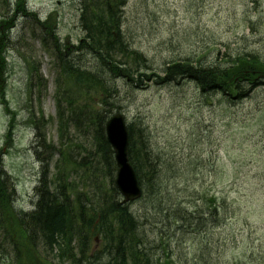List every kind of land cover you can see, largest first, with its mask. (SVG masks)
<instances>
[{
    "label": "rangeland",
    "instance_id": "rangeland-1",
    "mask_svg": "<svg viewBox=\"0 0 264 264\" xmlns=\"http://www.w3.org/2000/svg\"><path fill=\"white\" fill-rule=\"evenodd\" d=\"M126 2L123 29L148 60V73L160 72L166 63L185 59L205 68L229 64L225 62L226 57L237 55H255L264 59V0ZM27 7L41 19L54 15L60 47L67 48L66 52L70 53L62 59L73 62L74 51L83 48L88 37L80 24V0H27ZM14 13L15 1L8 0L5 5L0 0V24L5 19L8 22L1 26L5 29L3 33L0 28V38H3L0 39V47L7 46L9 64L8 79L2 78L0 87L5 92L6 101L18 113L19 123L14 136L15 147L4 156V164L17 185L18 212L15 213L23 214L32 211L36 202L35 188L42 167L34 151L38 140L37 126L33 121L43 117L42 128L47 145L62 148L54 97L56 83L61 90L68 89L69 84L56 79L59 74L49 50L55 45H48L50 41L46 44L42 40L48 36L46 31L33 16L26 15L29 12L18 14L16 19ZM13 23L16 28L11 30L9 42L7 28ZM79 53L81 62H88L91 68L94 58L84 54V51ZM116 55L123 60L118 52ZM132 60L136 59L130 55L129 65ZM138 62L141 64L142 60ZM98 66L94 65L91 70L98 71ZM138 72L143 71L138 69ZM133 73L136 74V71ZM40 74L42 80L38 79ZM115 84L118 87L115 99L122 106L128 123L147 130V135L153 138V145H150L153 153L164 148V152L157 154L160 161L169 166L175 155L180 160V163L172 164L170 171L159 169L158 176L168 172L172 176L188 175L198 189L200 184H206L213 188L212 193L228 196L230 203L244 210V216L257 230L252 235L257 248L261 244L264 247V88H259L242 102L231 103L221 95L204 94L194 82L167 86L150 84L142 90L127 87L123 81ZM73 91L72 86L68 94ZM80 101L85 103V99ZM98 102L96 98L86 102L88 113L98 109L96 113L103 111L107 114L108 110L106 112L104 107L95 105ZM49 118L54 120L48 122ZM7 121L0 99V151L5 143ZM95 136V127L89 122L81 121L77 125L70 122L69 135L63 147L76 162V165L68 167L65 174L70 177L68 183L78 192L91 195L96 193L94 187L99 179L109 181L104 175L107 169L102 155H95ZM58 153L45 155L51 177L57 173ZM187 156L188 161L183 159ZM191 156L195 157L194 161H190ZM114 174L116 176L117 172ZM175 185L180 186L178 183ZM231 187L240 188L242 195L231 193ZM173 189L168 180L160 181L156 192L166 200ZM203 204L212 210L209 202L205 200ZM142 205L134 208H141ZM3 231L0 226V264H13L16 262L15 246L7 241L9 234L5 235ZM227 233L236 259L254 264L248 257L252 254L249 231L238 221L228 225ZM39 242L37 240L36 244ZM35 251L30 257L36 259L38 255L41 260H37L42 264L49 257L52 264H63L58 261L56 253L54 256L47 250Z\"/></svg>",
    "mask_w": 264,
    "mask_h": 264
},
{
    "label": "trees",
    "instance_id": "trees-1",
    "mask_svg": "<svg viewBox=\"0 0 264 264\" xmlns=\"http://www.w3.org/2000/svg\"><path fill=\"white\" fill-rule=\"evenodd\" d=\"M3 1L7 2L6 0ZM126 3V0H82L83 13L81 25L84 31L87 32L88 37L84 41L81 50L83 51L84 49V54L92 58H100L103 60L100 63L101 66H98V71H94L93 69L91 71H82L80 74L75 73L76 67L81 65L83 61L81 62L74 55H72L74 58L73 62L68 59H62L63 56L70 55V53L66 52L62 56L59 55L61 47L57 36L54 35V38H52L53 41L51 42V45H55L53 51L54 56L61 63L67 78L71 80L70 82L73 85H77L81 91L85 92L86 89L88 91L85 93L95 95V97L92 96V99L96 98L99 101L95 105L104 107V111L108 110L107 114H104L103 111L96 113L97 110H91L88 113V108L85 106L81 109L74 110V115L77 116L76 119L80 118V121H87L92 127H95V142L100 152L103 153V161L107 172L110 174H114L115 172V163L112 149L105 135V123L114 112H122L123 110L119 101L115 99V96L118 94L116 82L123 81L127 87L142 90L149 87L150 84L167 86L177 84L181 79H185L188 82L196 83L203 92H208V94H221L224 97L236 101L244 100L248 95L252 94V90L255 91L264 85V60L253 55L226 57L225 62L230 61V67L227 64H216L212 67L205 68L201 65L197 66V64H193L190 60V62L184 60L179 63H166L164 69L161 71L163 75H159L156 72L151 73V71L148 73L149 70L147 73H137L138 69L139 71L142 70L143 64L148 63L142 62L140 64L138 62L139 58H142L141 60H147L142 55L143 53L136 54L124 44L126 36L122 33L125 32L123 29V11ZM16 5L18 11L26 13L25 0H17ZM7 23V21H4L2 25ZM44 26L48 27L47 25ZM3 51L4 48H0V81L4 77V71L7 66ZM117 52L121 55L124 62L116 55ZM130 55L136 60H132L129 65ZM64 62L71 63L74 68L66 70L64 68ZM189 63H192V65H189ZM133 71H136V74ZM106 73L113 76V78L111 76L103 77L102 74ZM247 89H249L248 92L243 94V90L246 91ZM0 91H2L1 87ZM95 92L101 96H97ZM68 100L71 107L77 105L75 100L69 98ZM7 111L10 113L9 107H7ZM64 132H61L62 136ZM129 132L132 136L131 159L138 173L139 183L144 190V194L149 193L151 196L153 195L154 199L165 200V198L159 197L160 194L156 190L160 181L164 182L168 180L171 188L174 187V191L168 195V201L169 199L179 198V207H181V201H186L193 207L190 216L185 215L180 208V212L182 213V216L179 217L180 222L196 217V209L199 210L200 214L201 210L205 211L211 219L212 216H215L219 212L220 207L227 203L226 200H217L218 204L213 209L214 211L212 210L210 212L209 209H203V201L213 202L212 199L214 198H209L210 193L205 194V198L209 199H205L203 195L199 197L198 195L202 193L195 188L194 181L188 175L172 176L168 172L167 174L160 173L158 176L159 168H157V163L149 165L146 162L137 160L141 154L138 145L142 138L147 135L145 130L137 125H131ZM38 146L37 149L45 147V142L42 143L39 139ZM64 164H71L68 155L65 156ZM0 167L3 169V173L0 174V220L1 224H4L1 227L4 229L5 235L9 234V238L13 241L16 248L21 247L25 249L19 250V264H25L23 258L26 257L30 261L29 264H37L35 259H32L30 256L34 255L32 251L35 250L34 245L36 246L35 241L38 236H41L43 239L44 246L47 250L49 249L53 252L58 247V258L63 260V262L68 261L70 264H98L100 259L106 260L109 264H202L198 259L193 262L184 261L170 247L166 248L161 244L156 246L154 250H142L140 246L146 242L148 231L138 228H126L120 215L127 208L122 207L118 209V206L109 204L112 194L118 193L116 186L107 189L104 193L101 190H97L91 198L86 197L84 199L85 194H83L81 201L78 200L77 206H74L66 194L62 192L61 194H51L49 192L46 177L44 181H41V187L38 189L39 204L36 211L37 215L42 217L46 216V218H43L44 222L42 225L39 224V229L34 228L25 231L21 225L25 217L20 222V217L14 214L13 205L16 193L12 179L4 171L1 159ZM175 183H178L180 186H176ZM193 188L194 190L192 192ZM195 205L196 208H194ZM58 210L63 211L65 214V217L61 220L62 222L58 225L62 229L59 233L57 232V228L56 230L49 229V226H53L57 222L52 216ZM75 210L78 213L77 215L74 213ZM168 215L172 218L169 210ZM105 228L108 234H106ZM73 233H82L83 238L87 239L90 236L100 237L101 235L105 240V247L102 251L91 255V243H85L83 238H75ZM116 233L121 237L117 236ZM109 234L112 235L109 236ZM214 236L210 237L207 241V245L209 246L208 250L214 252V262L212 260V263L221 264L220 255H228L230 242L224 239L217 241L218 236L213 238ZM250 239L249 244H252V254L248 255L250 261L254 262V264H264V253L256 256L264 250V247H262L263 244H261L260 252H258L255 243L256 240L252 239L251 233ZM74 240H77V246L74 245ZM121 259L123 263H121Z\"/></svg>",
    "mask_w": 264,
    "mask_h": 264
},
{
    "label": "bare ground",
    "instance_id": "bare-ground-1",
    "mask_svg": "<svg viewBox=\"0 0 264 264\" xmlns=\"http://www.w3.org/2000/svg\"><path fill=\"white\" fill-rule=\"evenodd\" d=\"M122 33L124 36H126V38L124 39V44L129 49H131L133 52L138 54L141 50L138 49L137 45L135 44V41L133 39H130V37L127 36L125 32H122ZM66 49L67 48H61L59 51V55L62 56L63 54H66ZM79 51H82V50L77 49L76 51H74V54H73L78 59L81 57V54L79 53ZM139 59H142V58H139ZM185 61H189V60L185 59ZM93 62L94 64H92L93 66H91V68L88 67V64H89L88 62H85V61L82 62L81 65L76 67L75 73L80 74L82 73V71H91L94 65L101 66L100 63L103 62V60L100 58H94ZM142 62L148 63V60H142ZM175 63H179V62L175 61ZM63 64L65 65L64 68H66V70L74 68V66L69 62H64ZM189 65H192V63H189ZM142 70L143 72L147 73V71L150 70V68L147 64H143ZM107 73L102 74V76L105 78L108 76H111V75H108ZM111 78H113V76H111ZM186 83H188V81H186L185 79H181L180 82L177 83V85H180V84L184 85ZM248 90L249 89H247L246 91L243 90V94H245V92H248ZM255 91L252 90V94H254ZM252 94L248 95L247 98L252 96ZM228 100L232 102L231 99H228ZM80 122H81L80 118L74 119V125H77ZM143 129L145 130V133L147 134V130L145 128ZM16 131H17V127H10L8 134L15 136ZM128 133L130 135V132ZM129 137L131 138L132 136L130 135ZM150 145H153V138L151 136L146 135V137H143L140 144L138 145L139 150H141V154L137 158V160L146 162L149 165L157 163V168L161 170H166V171L171 170V167H173L172 164L180 163V160L177 159L175 155L174 157L171 158V166L164 164L163 162L160 161V158L158 157V154H157V153L161 154L162 152H164V148L158 149L157 153L154 154ZM95 147L97 148V153H95L96 157L98 153L101 154L103 157V153L100 152L99 147L97 145H95ZM111 149L114 155L115 153L114 149L113 148ZM167 149L168 147H166V150ZM128 157L132 158L131 148L128 151ZM68 158L70 160L72 159V155L70 152L68 154ZM183 159H186V161H188L189 156ZM194 160H195V157L191 156L190 161H194ZM71 161L74 165H76V162L73 159ZM128 161H129V165L132 167L134 165L132 159L131 160L129 159ZM114 163H115V169L117 170L116 176L115 174H110L106 170L104 175L107 176V178H109V181L103 182V181H100L99 179V181L96 183V186L94 187L95 189H97L98 187L97 190H101L104 193L108 189L107 185H109V188L115 186V180L119 177L118 175L120 173V169H119L118 161L114 160ZM41 165L42 167H41V172L39 175V180L44 181L46 177L49 176L50 173L44 168V164H41ZM3 167L5 168V166ZM165 167H170V168L166 169ZM134 172H135L137 182L139 183L140 181H139L138 173L137 171H134ZM2 173H3V169L0 167V174ZM66 187L70 189L71 192L78 194V197L80 199L83 197L82 196L83 194L79 193L76 190V188H74L71 184H67ZM195 188H197V190L202 193L198 195L199 197H201L205 192H209L211 190L206 184H200L199 189H198V186H196ZM193 190L194 188L192 189V192ZM241 192L242 191L240 190V188L231 187V193L242 195ZM148 194L145 193L142 197L136 200L130 201L125 197L124 194H122L121 192H118V193L112 194L111 201L109 202V204H113V206H118V209L122 207L127 208L123 213H121V215L119 214L120 216H122V220L124 221L126 228H129V229L138 228L140 230L148 231V237L146 238V242L142 243L140 246L142 250L143 249L144 250H154L156 246L161 244L162 246L166 248L170 247L173 251L177 253V255L181 256L184 261L193 262L194 260L198 259L202 264H213L212 260L214 262V254H213L214 252L208 250L209 246L207 245V241L210 237L217 235L218 237L217 236L213 237V238L217 237V241L221 239L230 241L231 239H230V235H228L227 233V227L231 223H235L238 221L241 222L243 228L248 230L249 233H251L252 235H254L257 231L256 229L252 227V224L249 223L247 216H244V213H245L244 210L242 208H237V207L234 208L230 204L228 196L224 197L221 194L218 197L212 199L213 202L207 201L210 203L209 206L213 207L212 210L215 208L216 204H218L217 200L227 201V203L223 204L220 207L219 212H217L215 216H212L211 219L208 216V213L201 210V214H200L199 210L196 209L195 211L197 213L196 217L180 222L179 217L182 216V213L180 212V208L182 209V212L185 215L190 216L192 214V208L190 207L188 202L181 201L180 202L181 207H179V203H178L180 200L179 198L169 199V201L168 199L167 200H161V199L157 200V199L152 198L151 196L149 197ZM243 196H246V195H243ZM38 204L39 203L36 201L33 206L32 211L23 213L20 216V219H21L20 222L25 217L23 219V222L21 223L22 229H24L25 231L31 230L34 228L39 229L40 228L39 224L42 225V223L44 222L43 218H46V216L42 217L40 215H37L36 211H37ZM136 205H142V206L141 208L140 207L134 208ZM194 208H196V205L194 206ZM44 209L46 210V208ZM203 209H209V207L204 206ZM168 210L170 211V213L172 214V218L174 217V219H172L171 216L168 215ZM212 210L209 209L210 212H212ZM74 213L76 215L78 214L76 211ZM64 217H65L64 212L58 210L52 216V218H54L57 222L55 223V225L49 226V229L56 230L57 228L58 233L62 231L61 226H58V225L62 222L61 220ZM105 232L106 234H108L106 228H105ZM111 235L112 234H109V236ZM116 235L121 237L117 233ZM73 236L79 239L83 238L82 233H79V234L73 233ZM93 239H94V236H90V238L88 239L83 238V241L85 243L90 244L93 241ZM257 250L258 252H260L259 251L260 248H257ZM262 253H264V250H262V252L258 253L256 256ZM220 257H221L220 258L221 264H251V263H245V262L242 263L240 259H236L235 256H232L229 254L228 255L221 254ZM154 260L156 261L155 258ZM126 262L128 263L127 259H126ZM121 263H123L122 259H121ZM88 264H95V263H88ZM98 264H109V263L104 259L102 260L100 259V262Z\"/></svg>",
    "mask_w": 264,
    "mask_h": 264
},
{
    "label": "water",
    "instance_id": "water-1",
    "mask_svg": "<svg viewBox=\"0 0 264 264\" xmlns=\"http://www.w3.org/2000/svg\"><path fill=\"white\" fill-rule=\"evenodd\" d=\"M106 131L109 142L115 149L120 169L117 187L128 200H136L140 198L141 192L135 172L128 161V133L124 118L121 115L114 116L107 123Z\"/></svg>",
    "mask_w": 264,
    "mask_h": 264
}]
</instances>
